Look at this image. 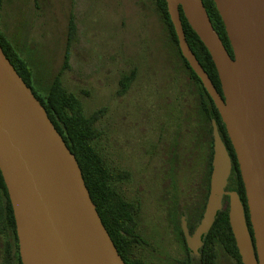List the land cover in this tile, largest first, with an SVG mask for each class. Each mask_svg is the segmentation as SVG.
<instances>
[{"label": "water", "instance_id": "water-1", "mask_svg": "<svg viewBox=\"0 0 264 264\" xmlns=\"http://www.w3.org/2000/svg\"><path fill=\"white\" fill-rule=\"evenodd\" d=\"M233 57L201 0H165L179 50L225 126L243 183L252 237L236 192H225L230 158L213 125V157L196 252L228 197V222L242 264H264V0H212ZM179 9L209 53L222 96L190 50ZM0 173L11 204L21 264H125L103 226L81 170L45 110L0 47Z\"/></svg>", "mask_w": 264, "mask_h": 264}, {"label": "rangeland", "instance_id": "rangeland-1", "mask_svg": "<svg viewBox=\"0 0 264 264\" xmlns=\"http://www.w3.org/2000/svg\"><path fill=\"white\" fill-rule=\"evenodd\" d=\"M0 15V32L35 79L47 84L58 77L92 119V144L109 171L127 174L124 191L138 198L137 234L146 243L133 257L174 264L166 258L181 256L176 205L184 182L171 174L166 202L149 156L158 127L177 124L181 117L175 115L189 114V102L183 101L184 79L168 61L167 32L151 0H3ZM131 73L120 96L118 82ZM226 261L232 264L222 256L220 263Z\"/></svg>", "mask_w": 264, "mask_h": 264}, {"label": "trees", "instance_id": "trees-1", "mask_svg": "<svg viewBox=\"0 0 264 264\" xmlns=\"http://www.w3.org/2000/svg\"><path fill=\"white\" fill-rule=\"evenodd\" d=\"M201 1L214 31L218 35L230 57H233L223 23L213 1ZM2 2L3 0H0V13L2 10ZM151 2L154 5V10L158 14L159 19L165 28V31L167 32L166 39L169 49L171 51L173 50L176 53L182 67L188 74L191 75L192 80L199 86H201L205 96L212 104V101L203 89L200 80L194 74L186 60L181 55L174 29L167 13L165 0H151ZM179 13L182 29L184 31L185 39L190 50L194 54L204 72L207 74L213 86L221 95V88L217 72L209 53L207 52L206 48L201 43L197 35L188 25L180 9ZM71 28L72 24L70 29ZM0 47L17 74L25 82L26 86L31 90L34 97L43 107L49 120L51 121L56 131L61 135L70 152L74 155L81 170L82 178L89 192L90 198L95 205L101 222L105 227L107 233L109 234V237L111 238L118 254L125 264H143L141 261L133 257L135 249L134 244L136 240L141 239L140 235L137 234L136 229L138 220V208L131 204L123 202L115 193L113 183L126 177L125 174H122L120 172L113 174L111 171H109V168L107 167L105 162L94 149L92 141L96 137L97 133L93 128L92 119H87L83 115L80 103L61 86L58 77L54 78L50 83L47 84L35 79L31 69L27 66L26 62L21 58L20 54L15 50L14 46L1 32ZM131 81V77H123L120 80L121 94H124L126 92ZM212 108L215 115L217 116V124L222 125L219 114L213 104ZM218 133L220 138L223 140L226 150L230 151L231 153L233 169L229 177V185L231 186V189L236 192L241 203L246 209L245 192L238 169V164L236 162L234 151L223 125L222 128L218 127ZM169 149L170 147H168V150ZM187 151L189 152L190 149L187 148ZM196 152L197 149L195 147L191 152L192 156L190 158L189 155L187 156L188 162H192L193 167L196 165L195 162L201 160L200 150H198L197 154ZM211 155L212 151L210 142V148L206 161L208 164V168L207 170H205V179L200 185L201 190H199L202 194V206L197 219H200L202 216L201 214L204 211L206 198L208 195V183L211 172ZM194 178V175H189V179L194 185L193 187H195L193 181ZM247 227L248 231H251L249 224L247 225ZM206 238H208L207 242L205 243L206 248L203 250L200 258L201 261L199 264H214L215 256L219 261L220 259L222 260L223 256L226 260L231 259L232 264H242L235 245L233 234L228 223L227 210L221 209L216 213L214 222L208 233L206 234ZM218 251H220L221 255L218 253ZM0 264H21L18 249V240L15 229V221L8 193L1 173Z\"/></svg>", "mask_w": 264, "mask_h": 264}, {"label": "flooded vegetation", "instance_id": "flooded-vegetation-1", "mask_svg": "<svg viewBox=\"0 0 264 264\" xmlns=\"http://www.w3.org/2000/svg\"><path fill=\"white\" fill-rule=\"evenodd\" d=\"M167 53H168L167 58L171 64V68L176 74L180 75L184 79V84L186 86V93L183 96V101L189 102L188 105L189 114L179 113L175 115L181 117L177 124L173 123L166 125L165 123L164 125L158 127L157 145L154 144L152 145V151L150 153L151 155L149 156V159H151L153 162L152 166H150L149 168V171L153 170V176L156 179L159 178V180H162L163 182L162 196L166 202L169 199L168 195H170L167 192V189L169 186L168 184H170L171 182V172L180 175V177H182V182H184V184L181 187V191L183 192L184 197L181 199V202L178 203L176 206L179 211L180 219L184 220L186 223L187 234L189 236H192L202 218L201 216L200 219H197L202 206L201 203L202 194L200 193L199 190H201L200 185L203 183L205 179V174H204L205 170H207L208 168V164L206 161L208 157V151L210 148V142H211V151H212L210 168L212 169L213 125L216 126L217 132H218V127L222 128L223 125L225 129V126L221 118L220 120L222 125L217 124V119H216L217 116L215 115L212 108V104L214 105L213 101L211 100L212 101L211 104L210 101L205 96L201 86H199L197 83H195L192 80L191 75L188 74L186 70L182 67L181 62L178 56L176 55V53L173 50L172 51L170 50ZM129 77H131L132 80L134 79L132 73L129 75ZM118 84L120 87V80ZM119 95L123 96V94L121 93ZM208 97L210 98L209 95ZM167 134L170 139L168 141L163 139L161 140V137ZM168 147H170L169 150ZM195 147L197 149L196 154L198 153V150H200L201 160L195 162L196 165L193 167V163L190 161L188 162L187 156L189 155V158L192 156L191 152ZM187 148L190 149L189 152L187 151ZM227 154L230 158V164H231L230 175H231L233 164L231 161L230 151L227 150ZM122 174H125L126 178H122L121 180L117 181L118 186H116V188L114 187L115 193L123 202L127 204H131L138 208L139 201L138 198H136V195H135V199H133L130 198V196L124 191L123 182L128 177L125 172H122ZM189 175L195 176V178L193 179L195 187H193L194 185L190 181ZM210 176H211V172H210ZM210 176H209L208 185H210ZM229 177L224 191L235 192L231 189V186L229 185ZM208 193H209V189H208ZM243 208H244L246 224L247 225L249 224L250 226L247 206L246 209L244 206ZM169 209L170 208H167V212H169ZM221 209L227 210V216H228V197L226 195L223 196ZM165 212H166V206H165ZM203 212L201 215H203ZM136 229H137V225H136ZM249 233L252 237V230L249 231ZM206 234L201 236V240H200L201 244L200 246H198L196 252H192L188 249L183 232L182 230H180V232L178 233L179 235L178 241L181 242L180 243L181 256H179L177 259H169V258L166 259L171 260V262H174V264H184V263L199 264L201 261L200 258L203 253V250L206 248L205 243L208 240V238H206ZM145 244H146L145 241L141 238L136 240L134 247L137 249ZM214 264H221L220 261L216 258V256L214 259ZM225 264L228 263L225 262Z\"/></svg>", "mask_w": 264, "mask_h": 264}]
</instances>
